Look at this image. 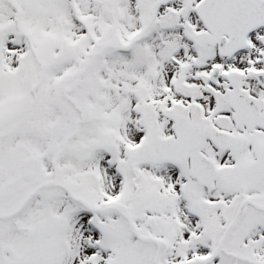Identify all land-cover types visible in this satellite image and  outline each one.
<instances>
[{
	"label": "snow or ice",
	"instance_id": "snow-or-ice-1",
	"mask_svg": "<svg viewBox=\"0 0 264 264\" xmlns=\"http://www.w3.org/2000/svg\"><path fill=\"white\" fill-rule=\"evenodd\" d=\"M0 264H264V0H0Z\"/></svg>",
	"mask_w": 264,
	"mask_h": 264
}]
</instances>
